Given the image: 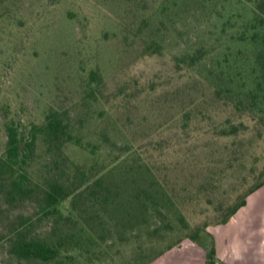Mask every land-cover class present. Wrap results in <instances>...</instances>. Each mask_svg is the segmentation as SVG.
<instances>
[{
    "label": "rangeland",
    "instance_id": "rangeland-1",
    "mask_svg": "<svg viewBox=\"0 0 264 264\" xmlns=\"http://www.w3.org/2000/svg\"><path fill=\"white\" fill-rule=\"evenodd\" d=\"M249 14L247 0H0V154L11 122L25 140L33 124L57 111L81 144L67 143L58 152L39 142L30 168L36 178L50 169L66 178L79 167L88 173L78 181L85 189L105 168L107 179L140 187L143 182L128 176L146 165L173 201L169 222L158 232L153 214L135 210L126 241L106 236L92 244L98 255L92 263L63 264H141L169 248L211 245L217 209L239 187L245 166L250 170L257 158L263 168L264 140L251 143L256 132L249 141L218 140L203 122H182L185 112L206 120L226 112L218 109L212 85L177 68L175 59L201 42L215 44L214 55L221 54L231 45L226 37L241 36ZM223 27L232 32L210 38L222 37ZM92 71L99 83L90 82ZM73 202L62 204L64 216ZM38 212L34 202L11 208L0 197V264H48L9 252L20 233L53 236V220ZM86 236L98 240L92 231Z\"/></svg>",
    "mask_w": 264,
    "mask_h": 264
},
{
    "label": "trees",
    "instance_id": "trees-1",
    "mask_svg": "<svg viewBox=\"0 0 264 264\" xmlns=\"http://www.w3.org/2000/svg\"><path fill=\"white\" fill-rule=\"evenodd\" d=\"M247 2L250 4V14L241 21L242 29L237 31L241 36L226 37V45L231 44L230 47H226L221 54L214 55L216 45L201 42L175 60L177 68L185 66L186 70L199 74V77L205 78L212 85L218 109L223 108L226 112L225 115H212L207 120L202 116L191 118L190 112H185L182 122L190 121L188 127L192 123L195 126L197 122H203L206 134L218 140L238 138L249 141L252 132H256L255 141L251 143H257L264 140V0ZM230 29L223 27L219 34L222 37L210 38H214L216 42L230 34ZM235 46L238 48L235 49ZM101 80L97 71L91 72V83H99ZM73 141L81 144L80 139L72 134L68 121L57 111H50L43 123L33 124L25 140L18 123L11 122L7 126L6 147L4 153L0 154V197L11 208L34 202L38 213L51 218L55 225L51 231L53 236L40 238L20 233L12 240L9 252L21 260L63 264L65 261L83 259L92 263L93 257L98 256L96 247H91L93 243L106 236L124 242L127 239L126 233L130 230L134 232L126 223L131 222L130 216L135 210L147 215L153 214L157 220L154 232H158L169 222L167 210L173 206V201L168 196L165 183L154 176L146 165L138 167L140 171L137 173H133L132 168V173L128 176L132 180L137 178L143 182L140 187L130 181L125 185L117 184L112 176L113 180L107 179L109 173L104 172L105 168L92 186L85 189L78 181L86 179L88 173L79 167L66 178L64 172L51 174L53 169L42 180L31 173L30 168L39 142L61 152L65 144ZM257 162L258 159L255 158L250 170L241 164L248 173H244V178L238 183L239 187L234 188L227 200L223 201L226 204L222 202L217 209V225L227 223L246 205L248 197L264 186V166L258 168ZM72 197L74 202L71 214L64 216L61 206ZM82 198H85L84 204L81 203ZM95 227L100 228L99 234L94 232ZM88 230L98 240L87 239ZM192 241L198 242L195 238ZM163 253L153 258L147 256L141 264H147ZM215 254L212 240L206 264H216Z\"/></svg>",
    "mask_w": 264,
    "mask_h": 264
},
{
    "label": "crops",
    "instance_id": "crops-1",
    "mask_svg": "<svg viewBox=\"0 0 264 264\" xmlns=\"http://www.w3.org/2000/svg\"><path fill=\"white\" fill-rule=\"evenodd\" d=\"M216 264H264V186L225 224L209 229ZM208 248H172L149 264H206Z\"/></svg>",
    "mask_w": 264,
    "mask_h": 264
}]
</instances>
